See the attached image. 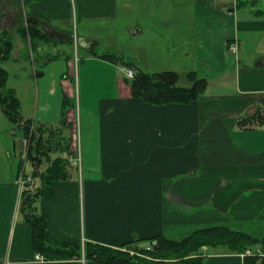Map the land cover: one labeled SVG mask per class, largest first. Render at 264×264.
I'll use <instances>...</instances> for the list:
<instances>
[{"label": "crops", "instance_id": "crops-1", "mask_svg": "<svg viewBox=\"0 0 264 264\" xmlns=\"http://www.w3.org/2000/svg\"><path fill=\"white\" fill-rule=\"evenodd\" d=\"M74 1L81 26L75 39L84 55L80 63L85 64L83 68L87 62L103 71L108 68L113 90L112 95L88 94L90 82L81 73L78 91L75 71L70 68L74 53L56 50L46 54L49 47L75 41L63 26L71 17L70 0H30L28 22L39 25L46 38L31 56L33 72L26 76L34 88L32 104L37 111L23 116L49 130L59 151L51 153L52 158L62 156L70 161L71 178L57 183L52 196L35 199V210L47 217L51 243L78 250L85 242L119 248L135 241L141 245L138 240L157 233L182 240L197 229L216 226L264 238V121L258 120L259 114L264 118V87L254 89L256 84L264 86V50L260 48L264 44V0ZM0 12L1 28L20 36L22 46L15 57L31 60L29 52L22 50L27 40L21 31V9L19 15H10L16 24L5 28L1 7ZM102 22H108L106 41L100 37ZM236 40L239 52L235 55L229 48ZM111 50H122V59L133 63L137 71H145L140 61L145 55L158 63L178 54V61L190 60L192 65L182 71L172 64L147 72L174 71L185 77L196 72L207 80L208 88L229 80L237 91L212 94L206 88L198 101L188 105L150 106L133 99L132 86L120 71L122 64L91 56L94 51L109 54ZM12 89L23 108L21 89ZM56 94L66 104L50 114V100ZM76 96L91 125L87 129L83 125L88 142L87 154L84 143V161L91 168L93 159L99 160L100 168L96 179L86 182L80 181L74 166L75 107L64 112ZM0 110L3 113L1 106ZM242 119L251 120L241 126ZM11 130L10 141L5 143L0 137V166H9L11 172L0 201L11 197L21 211L17 174L26 146L25 138L15 140L17 130ZM22 140L21 150L18 142ZM66 142H70L69 154ZM17 227L18 231L26 228L24 237L19 232L17 239L14 230L9 250L0 229V264L5 252L10 264H99L80 257L49 261L35 255L32 226L20 223ZM176 231L185 235L174 238L171 233ZM255 251L264 258V242ZM203 252L209 264H243V258L226 247H205ZM37 255L45 260L36 261Z\"/></svg>", "mask_w": 264, "mask_h": 264}, {"label": "trees", "instance_id": "trees-1", "mask_svg": "<svg viewBox=\"0 0 264 264\" xmlns=\"http://www.w3.org/2000/svg\"><path fill=\"white\" fill-rule=\"evenodd\" d=\"M30 0H23L24 5ZM1 16V12H0ZM23 25V36L35 52L43 42L46 34L39 25L28 22ZM10 29H2L0 23V106L10 123L22 130L24 138H30V146L27 156L25 174L36 180L34 185H27L21 195V214L32 226V250L33 254L43 255L47 260H67L76 257L86 261L94 260L99 264H209L203 249L205 247L218 248L224 246L232 254H246L249 250L255 251L256 245H261L264 238H257L251 234L235 231L229 227L216 226L197 229L182 240L170 239L164 233L138 240L149 243L156 242L151 249L141 246L138 242H128L119 248H113L102 244L85 242L78 250L75 246H57L49 239L47 217L37 213L35 203L38 197L53 195L55 185L71 178L70 161L62 156L52 158L51 153L59 152L58 147L51 142L49 130L43 126L34 125V120L26 119L22 114L21 101L17 92L8 88L10 73L4 67V63L12 58L14 43L10 38ZM92 55L133 67V63L125 62L116 54ZM180 74L174 71L150 73L138 70L134 79H125L132 86L133 99L141 100L147 105L162 107L168 105H188L194 103L205 94L208 88L206 79L200 78L196 72H189L190 87L179 86ZM66 104V101L65 103ZM67 112V109H64ZM239 121L245 126V121ZM259 121H264L261 114ZM48 133V135L46 134ZM65 151L69 154L70 142H66ZM19 172L23 163L19 161ZM78 170V169H77ZM38 183V184H37ZM78 250V251H77ZM131 252H134L133 254ZM243 264H264V258L258 255H246Z\"/></svg>", "mask_w": 264, "mask_h": 264}, {"label": "rangeland", "instance_id": "rangeland-1", "mask_svg": "<svg viewBox=\"0 0 264 264\" xmlns=\"http://www.w3.org/2000/svg\"><path fill=\"white\" fill-rule=\"evenodd\" d=\"M18 0H0V7L3 10V17L2 19L4 20L5 24L4 26H2L3 28L8 27L12 24H16V22L13 21L12 17L10 15H19V9H21L22 12V16L21 17L23 19L24 24L26 23V18L27 14H29L30 11V6H28L27 4L24 5L23 0H21V3L18 4L17 3ZM74 0H70V4H71V17L65 22L63 23V26L65 28V30L71 35L73 36V38H77V36L79 35V33H81V29H80V24L77 22V18H76V5L74 3ZM14 5V6H13ZM19 7V9H18ZM23 24V25H24ZM108 22H102L103 25V34H100L101 39H103L104 41H106V38L104 37V34H106L108 32V29L105 28L107 26ZM111 24H116V22H111ZM123 33V31H122ZM10 38L14 41L15 44V48L16 51L13 54V57L11 58L10 61L5 62L3 65L4 67L7 69V71H9L10 76H9V82L8 84V88H18L21 89L22 91V95L23 96V110L22 114L25 115L26 113H35V110L37 111V109L33 106V94H34V88L33 86L29 85L27 83L26 80V76H28V74H31L33 72V67H32V57L34 55V52L32 53L31 51V46L29 43H25L26 47L25 49L23 48L22 50H25L24 52H29L30 54V59L31 60H23L20 59L18 60L16 56L18 48H20L22 46V44H20V36L14 33H10ZM27 42V41H26ZM133 42H137L138 45V41H133ZM134 43V44H135ZM77 39H75V41H71L70 43H66L65 47H58L56 49H54V47H49L47 49L46 54L47 55H52L55 53L56 50H70V53H74L72 55H74V58L76 59V57L78 56L79 58V67L82 68V70H80V68L78 67V69H75V77L74 80L76 82V88L78 87V91L80 88V77H81V73L82 74H86V83L88 85V90L90 95L93 96H100V95H112L111 91L112 89V80L111 78L113 77V74H110V72L108 71V68L106 69V71L101 70L100 68L95 67L96 64H92L90 62H87L86 67L83 68L85 66L84 63H80L81 58L84 56L82 55V49H80V47L77 45ZM261 50H264V44H262V46L260 47ZM122 50H111L110 54H116L120 57H122ZM23 52V53H24ZM177 53H180L181 50H176ZM93 57H96L94 55H91ZM129 56L126 57V60L128 59ZM179 55L177 54V57H175V55L170 54L167 57H164L162 59V61H159L158 63L155 62V60L149 59L147 55L144 56V58L140 59L141 61V65L142 67L145 69V71H151V72H155L158 69H164L166 67L171 66L172 64L175 65V67L178 68L179 71L184 70V67H186V65H192V63H190L191 61L188 60V62H184V60L182 61H178ZM243 65V64H242ZM245 66V65H244ZM182 74V73H180ZM121 77V74H117ZM23 81L21 80V78H23ZM180 80H179V86L181 87H190L191 86V82L185 77V75L180 76ZM32 81L34 82V79H32ZM254 89H259L261 87L260 84H256V86H254ZM59 90V89H58ZM208 90L214 94V93H220L222 91H225L224 93H236L237 88H235V85L233 86V84L228 80L225 82V85L219 86V85H215V86H211L210 88H208ZM264 90V89H263ZM264 93V92H263ZM58 97V100H57ZM59 95L56 94V97L54 96L53 99L50 100V106L52 108L53 111H50V114H52V112L55 113V111L57 109H59L58 107H62L63 101L60 99L59 100ZM59 101L61 104H59ZM44 105V99L43 102L41 103V106L39 108V115L41 116L44 113V108H42V106ZM46 106V105H45ZM81 104L79 101V98L76 96L75 99L72 98V104L71 106H68L67 110L72 109V107L74 108V113H75V117L72 118L74 125H75V129L77 133V139H76V143L78 144V158L76 156L75 161L77 162V164H75L74 166L78 167L77 175L80 179V181H87L90 179H96L95 177L99 174V172H97L98 170H100L99 166V160L95 161V159H93V162H95L94 166H91V168H88L85 164L84 161V143H86V154L88 153V149H87V138L85 136V130L83 132V125L84 127L87 129V127H91L90 122L88 120V116H86V113H84V111L81 109ZM64 107V106H63ZM62 107V108H63ZM30 111V112H28ZM1 112V110H0ZM11 129H15V131L17 130L16 135H14L15 140H21L23 137V133L21 129H18L16 126H14L12 123H10V121L8 120V118L6 117L5 114H3L2 112L0 113V137L3 139V141H5V143L7 141H10L12 139L11 136ZM83 132V133H82ZM18 142V141H17ZM20 143V147L19 149H23V140L22 142H18ZM94 145V143L92 142V146ZM95 148V146H93ZM98 148V147H97ZM95 148V150L97 149ZM95 153L97 154V151H95ZM86 162H89L88 159H86ZM78 165V166H77ZM16 167V163L14 165ZM77 169V168H76ZM10 167L7 165H2L0 166V191L2 188H4L5 185V181L8 180V178L11 176L10 175ZM38 184V183H37ZM14 199L10 198H6L3 199L0 204V229L2 230V232L4 233L5 236V245L8 241V247L6 248V250L10 248V244H11V239L12 238V234L13 231L16 230L15 233V237L18 239V233L21 232V236L24 235L26 228L20 229L18 231V227L20 223H26L27 227L31 228V225L29 222H26L25 220H23L22 214L19 208H16V206H14ZM211 209V207H210ZM186 229V228H185ZM8 231H10V236H8L9 240H6V237L8 235ZM174 238H181L183 235H185L184 231H176L174 233H171ZM24 237V236H23ZM16 239V240H17ZM176 240V239H175ZM178 240V239H177ZM18 242V240H17ZM142 246H147L149 244V242L147 241H142L140 243ZM22 248V246H20ZM220 250L225 249L224 246H220L218 247ZM5 250V251H6ZM8 252L4 253V260H3V264H10V260H9V256L7 254Z\"/></svg>", "mask_w": 264, "mask_h": 264}, {"label": "built area", "instance_id": "built-area-1", "mask_svg": "<svg viewBox=\"0 0 264 264\" xmlns=\"http://www.w3.org/2000/svg\"><path fill=\"white\" fill-rule=\"evenodd\" d=\"M238 47H239V43L236 40L233 44H231V46L229 48L230 52L232 54H235V55L238 54V52H239V48ZM78 66H79V58L77 56L76 59L74 58L73 61H71L70 68H72V70L75 71V69L76 70L78 69L77 68ZM120 71L123 73V75H124V77L126 79H131V80L134 79V77L136 76V74L138 72L134 67L131 68V67H127V66H124V65H120ZM75 135H76V138H75L74 144L72 146H74V148H73L74 164H77V162H76L77 161L76 156L78 158V146H77L78 144L76 143L77 133H75ZM30 142H31L30 138H25V146L26 147H24L25 149H24V151H22L21 156H20L21 157L20 161L23 163V166H22L19 174H17L18 175V184L20 185L19 188L22 190V192L26 188L27 185H34L36 183V180L33 177L27 176L25 174L26 165H27V161L26 160H27V156H28V150H29ZM75 159H76V161H75ZM155 245H156V242L154 241V242L149 243L146 248L151 249ZM131 253L133 254L134 252H131ZM259 254H260L259 251H251V250H249L246 254H242L240 256L244 259V257L246 255H259ZM37 260L44 261L45 259H44V257H42L40 255H37L36 256V261Z\"/></svg>", "mask_w": 264, "mask_h": 264}]
</instances>
